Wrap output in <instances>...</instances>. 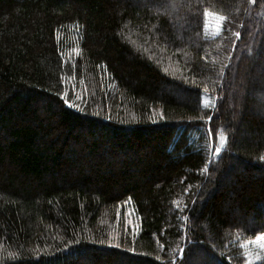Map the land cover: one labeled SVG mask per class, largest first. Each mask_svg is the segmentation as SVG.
Instances as JSON below:
<instances>
[{
  "label": "trees",
  "instance_id": "trees-1",
  "mask_svg": "<svg viewBox=\"0 0 264 264\" xmlns=\"http://www.w3.org/2000/svg\"><path fill=\"white\" fill-rule=\"evenodd\" d=\"M145 1L0 0V264H244L264 232V0Z\"/></svg>",
  "mask_w": 264,
  "mask_h": 264
},
{
  "label": "rangeland",
  "instance_id": "rangeland-1",
  "mask_svg": "<svg viewBox=\"0 0 264 264\" xmlns=\"http://www.w3.org/2000/svg\"><path fill=\"white\" fill-rule=\"evenodd\" d=\"M126 1H129L132 5L135 4V3L136 4L137 3L143 4L144 2H146L145 0H126ZM222 21L223 20H220L219 19V16H217L215 14H212V13H209L205 17V29H206V32L209 33V34H212V33H217L218 31H220ZM261 36L262 35H260V37ZM251 55L252 56H249V59H252V60L257 61V56L255 57V55H253V54H251ZM258 59H261L264 62V57L263 58L262 57H259ZM243 65H245L244 62H243ZM241 72H242V77H244V74H245V76L247 75L245 66H243V68L241 69ZM238 77H239V73L237 74V78ZM248 77H252V76H250V74H249ZM243 82L244 81H243V78H242L241 79V83H240L241 85L239 86V88H243L244 89ZM168 89L169 88H167L166 90H168ZM175 97L176 98H179L181 100H186L187 102H189V97L186 98V95L180 93L179 91H176V96ZM206 100L210 101V103L207 105V106H210L211 105V100L209 99V97H206V96H203V98H202V104L206 107V105L204 103V101H206ZM237 136L240 137L241 135L240 134H237ZM127 214L129 216V218L131 219L132 218L131 212H128ZM248 247H249L248 248V252L245 254L246 262L244 264H247V261L248 260H251L252 261V264H255V262H258L259 259L264 256V249H260L255 243H251V245L248 246ZM257 257H259V259ZM189 264H191V262Z\"/></svg>",
  "mask_w": 264,
  "mask_h": 264
},
{
  "label": "snow or ice",
  "instance_id": "snow-or-ice-1",
  "mask_svg": "<svg viewBox=\"0 0 264 264\" xmlns=\"http://www.w3.org/2000/svg\"><path fill=\"white\" fill-rule=\"evenodd\" d=\"M209 13L207 12V11H205V15L207 16ZM219 19L220 20H223L224 19V17H219ZM236 35L237 36H239V33H236ZM65 103H68V101L67 100H65ZM204 103H205V105L207 106L209 103H210V101H208V100H206V101H204ZM74 106V105H73ZM209 119H211V117H209ZM213 132H214V130L213 131H210V135H212L213 134ZM223 142H224V138L223 137H221V144H223ZM221 152V147H216L215 148V153L216 154H219ZM261 159H264V157H261ZM247 243H255L260 249H264V232H262V233H258L256 236H255V238H254V240H252V241H248ZM243 246V245H242ZM181 251H183V250H181ZM258 259H259V257H257ZM247 264H252V261L251 260H248L247 261Z\"/></svg>",
  "mask_w": 264,
  "mask_h": 264
}]
</instances>
